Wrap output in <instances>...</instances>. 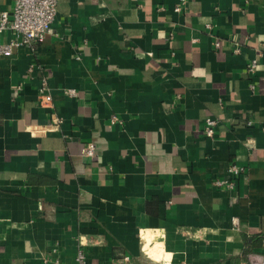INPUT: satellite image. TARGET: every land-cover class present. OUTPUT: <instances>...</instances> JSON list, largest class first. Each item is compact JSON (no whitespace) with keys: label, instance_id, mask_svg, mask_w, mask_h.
I'll use <instances>...</instances> for the list:
<instances>
[{"label":"crops","instance_id":"1","mask_svg":"<svg viewBox=\"0 0 264 264\" xmlns=\"http://www.w3.org/2000/svg\"><path fill=\"white\" fill-rule=\"evenodd\" d=\"M179 1L59 0L0 57V264H264V0Z\"/></svg>","mask_w":264,"mask_h":264},{"label":"built area","instance_id":"2","mask_svg":"<svg viewBox=\"0 0 264 264\" xmlns=\"http://www.w3.org/2000/svg\"><path fill=\"white\" fill-rule=\"evenodd\" d=\"M14 5L12 11H0V57L9 56L13 53L14 49L21 46L32 47L34 44L43 41L50 33L53 21L57 13V5L59 0H12ZM188 0H180L176 6L175 11L180 12L187 4ZM11 31L15 35V39L10 42H3L2 35ZM216 47L220 44L217 42ZM234 53H239L240 48L236 46L233 50ZM257 60H253L248 66V72L253 73L257 68ZM31 66L30 71H32ZM41 98L46 102H51L50 94L45 92L48 90V83L43 81ZM69 95H76L74 90L67 92ZM57 124L61 121L56 120ZM112 123H121L118 118L113 117ZM218 122L216 119L208 118L205 120L204 134L207 138H214L215 128ZM264 132V128H263ZM84 155L89 158H95L96 147L95 144L89 142L84 148ZM231 172L238 176L241 169L232 167ZM215 186L226 190H233L235 182L232 180H216ZM237 221V220H236ZM131 259L129 256H123L114 264H130ZM76 264H91L85 253L80 250L76 257Z\"/></svg>","mask_w":264,"mask_h":264},{"label":"trees","instance_id":"3","mask_svg":"<svg viewBox=\"0 0 264 264\" xmlns=\"http://www.w3.org/2000/svg\"><path fill=\"white\" fill-rule=\"evenodd\" d=\"M246 252L248 253V252H249V250H246V251H245V253H246ZM247 253H246V254H247Z\"/></svg>","mask_w":264,"mask_h":264}]
</instances>
